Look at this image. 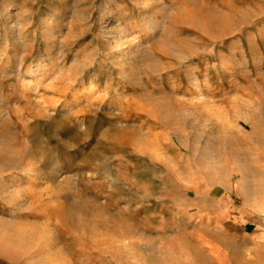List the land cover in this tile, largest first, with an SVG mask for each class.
Listing matches in <instances>:
<instances>
[{"label": "rangeland", "instance_id": "rangeland-1", "mask_svg": "<svg viewBox=\"0 0 264 264\" xmlns=\"http://www.w3.org/2000/svg\"><path fill=\"white\" fill-rule=\"evenodd\" d=\"M0 256L264 264V0H0Z\"/></svg>", "mask_w": 264, "mask_h": 264}, {"label": "crops", "instance_id": "crops-1", "mask_svg": "<svg viewBox=\"0 0 264 264\" xmlns=\"http://www.w3.org/2000/svg\"><path fill=\"white\" fill-rule=\"evenodd\" d=\"M0 264H13V263L9 261L8 259L0 256Z\"/></svg>", "mask_w": 264, "mask_h": 264}]
</instances>
